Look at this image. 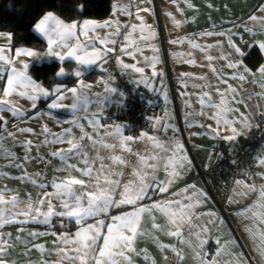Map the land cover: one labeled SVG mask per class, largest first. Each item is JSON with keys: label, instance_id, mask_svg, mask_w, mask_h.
Segmentation results:
<instances>
[{"label": "snow or ice", "instance_id": "obj_1", "mask_svg": "<svg viewBox=\"0 0 264 264\" xmlns=\"http://www.w3.org/2000/svg\"><path fill=\"white\" fill-rule=\"evenodd\" d=\"M172 2L175 3V0ZM185 2L189 7H194L188 0ZM76 11L82 15L84 6L79 5ZM120 11L124 15H132L127 8H121ZM140 11L150 10L137 9L136 19L140 20L141 24L131 25V31L123 34V42L119 48L121 53L131 57L132 60H136L137 52H142L136 41L132 39L138 27L141 33L147 28L150 35L154 36L151 26L139 16ZM249 19L262 21L260 33H256L247 26H245V31L250 35L264 34V18L250 16ZM173 20L176 26H180L179 21L175 18ZM113 27L115 31L107 32L103 37L97 34L98 29ZM121 27L128 26L121 25L119 20L113 19L103 22L92 19L66 22L53 11H48L34 24L32 29L46 41L47 47L43 53L24 46L13 48L12 34L0 32V37L7 41L6 44L0 45V82H3L0 86V158L7 159L8 166L22 171V175L16 179L27 180L38 189L35 198L31 193H27L23 199L18 194H13L7 186L0 189V264H9L10 250L18 252V249L9 242L12 239V233H6L4 229L7 226L28 224L49 226V232L33 230L29 231L28 235L33 238L47 234L56 237L53 244L58 259L54 264H134L133 255H143L146 261L151 260V264H156L155 259L149 256L147 249L136 247L137 241L145 237H150L162 254L169 249L182 262L185 259L183 248H178L174 244L161 243L156 233L175 237L180 245L192 250V258L198 264H219L217 258L225 245H220V241L217 240L216 243L220 246L209 259V253L203 251V246L207 242L203 234L211 230L209 226H215L222 221L214 212L196 211L207 200L208 193L197 189L196 185H189L181 192L173 193L172 197L152 199L151 193L153 192L167 193L172 184L181 178L182 170L191 164L183 152V144L175 139L169 141L166 146L146 131H140L139 135H125V130L130 129L128 124L111 120L101 123L104 117V106L111 100V96L124 97L125 94L116 87H112L104 78L97 81V84L103 85L104 92L109 95L92 92L93 85L81 79L84 69L98 65V62H100L98 66L101 71H107L102 65L107 63L108 54L116 51L115 47H108V45H117L118 40L114 37L122 35ZM200 35L225 36L227 33L205 31ZM139 38L149 39L148 36L143 35ZM184 39L186 38L173 40L171 43H182ZM97 42L103 47H98ZM228 42L237 54L235 61H229L225 65L235 70L228 75V79L240 82V88L237 89L233 84L228 83V79L218 75L220 82L226 85L223 91L218 86L215 88L219 100H214L212 95L205 91L198 102L202 107L216 110L208 117L216 121V127L213 128L212 125H207V127L212 129L217 136L224 131L230 133L221 138L234 142L238 137L245 135V129L251 131L254 127L258 129L260 124H264V120L253 124L250 119L252 108L256 109L253 118L264 117V103L258 102L253 105L248 103L254 97H259L260 101H264V63L259 64L255 70L249 68L243 61L245 54L236 47L230 36ZM254 45L260 49L264 57V41H254L253 45H248V47L251 48ZM192 47L200 48V45L192 43ZM153 50L156 51V49ZM22 57L35 58L37 61L44 57L57 58L61 66L55 73L56 78L69 75L62 66L63 62L75 61L77 67L72 70L71 75L77 78V83L71 87L60 83L47 89L29 74L30 65L26 60L21 59ZM145 59L148 58L145 57ZM206 59L211 61L214 58L208 56ZM220 59H225V57L221 56ZM157 62H159L158 58L153 57L151 64L153 76L158 74L155 71ZM188 62L196 63L195 60ZM117 63L123 69H132L143 76L144 68L137 67L136 63H125L119 57H117ZM211 70L216 72L214 67ZM183 75L191 74L184 73ZM198 78L204 79V77ZM139 82L147 86L146 79L142 78ZM244 84L258 85L261 91L246 92ZM241 91H245L246 94L241 95ZM13 96L31 102L30 108L19 107L17 101L12 99ZM42 98L49 101L46 107L50 111L37 113V116L30 118L36 119L40 115H46L57 125L67 123L69 127L62 128L60 132H54L47 123H43L40 125V133L37 134L32 127H18L16 123H12L11 126L16 127L20 134L42 135L44 138L39 143L44 147L60 144H67L68 147L49 151L44 157L39 155L34 157L31 155L32 149L36 147L39 153V146L31 139H24L18 141L25 149L23 162L18 163L19 158L3 143V133L9 127V120L3 113H9L11 118H16L23 123L25 118L29 117V112L38 107L37 102ZM66 100L70 103H65ZM235 105H242L245 111H241V108ZM59 110L70 112L71 119L60 121L55 115V112ZM236 113L238 116L229 118V114ZM197 115H203V113H197ZM148 119L150 121L155 119L159 123L160 118L149 117ZM237 124L240 128L236 127ZM167 127L169 126H165ZM75 129H79V136H76ZM7 134L16 141V132ZM137 141H145L151 147H145L143 151H134L132 145ZM117 149L120 154H116ZM102 151L107 154L102 155ZM125 153L128 155L125 156ZM131 157H135V160ZM52 158L60 162V166H53V170L65 172V176L53 177L49 181L44 173H28L25 169V165L33 160H39L46 166L52 165ZM74 160L75 163L72 162ZM231 163L236 165L238 162L232 160ZM253 167L264 169V147L256 153L252 163L243 171V176L247 179L234 180L237 188L243 190L237 191L234 188L232 191L241 198H247L256 193L253 203L237 212L236 215L241 219L252 221L250 225L244 226V232L254 242V251L259 256L261 264H264V230L259 227V225H264V171H253ZM161 171L165 174L163 180L158 175ZM73 172L79 173V177L73 175ZM7 175V173L0 172V176ZM256 179L261 181L259 185ZM49 188L53 191H48ZM190 189L193 190L192 194L184 195ZM6 195L9 198H6ZM228 202H234L231 196ZM157 214L162 222H158ZM145 217H147V223H145ZM69 224L72 228H69ZM57 225L60 228L59 232L55 230ZM17 231L24 232L25 229L18 227ZM5 236L8 239H5ZM191 237H195L198 243L193 245ZM15 239L20 240L21 237L16 236ZM257 239L259 243H255ZM33 248L42 254L46 251L44 245L33 244L32 248L26 246L25 251L19 254L27 256ZM197 248L200 250L197 251ZM163 259L167 261L168 256L164 255ZM11 264H17V262L11 261ZM41 264H47V261H41ZM229 264H245V262L240 256H236L235 260L230 261Z\"/></svg>", "mask_w": 264, "mask_h": 264}, {"label": "crops", "instance_id": "obj_2", "mask_svg": "<svg viewBox=\"0 0 264 264\" xmlns=\"http://www.w3.org/2000/svg\"><path fill=\"white\" fill-rule=\"evenodd\" d=\"M188 2L194 5V7H189L185 0H175V3H173L172 0H151V2H149V0H114L112 10L108 17L104 19L84 18L98 22H103L108 19L119 20L121 25H127L128 27H121L122 35L120 37H114L118 40L117 45H108V47H115L116 51L109 53L107 63L102 65L107 71H101V68L98 66L100 62H98V65H92L84 69V75L81 79H83L85 83L93 85L91 89L92 92L109 95L104 92V86L98 85L97 81L104 78L108 80L112 87H116L119 91L123 92L120 88V78L124 77L137 88L141 95L153 99L161 106L162 110L157 117L160 118L159 123L155 121L154 125L149 130L145 131L148 132L149 135L157 137L166 146L169 141L178 139L179 142L183 144V152L188 160L191 161V164L182 170L181 178L177 179L172 184L167 193L153 192L151 193L152 199L160 200L165 197H172L173 193L181 192L186 186L196 185L197 189L208 193L207 200L204 201L196 211L214 212L219 217V220L222 221V223L218 222L215 226H209L211 230L203 234V237L207 241L203 246V251L209 253L208 258H212L217 247L225 245L224 250L217 258L219 264H229L230 261L235 260L236 256H240L245 264H261L259 256L254 251V242L250 236L244 232V226L250 225L252 221L241 219L236 215L237 212L253 203L256 193L249 195L247 198L236 196L232 190L236 188L237 191H242L243 189L237 188L234 183L225 188L211 192L205 181L199 176L200 171H207L216 164L218 158L216 152L222 142H226L229 149L233 150L236 141L229 142L222 139V136L230 134L226 131L221 132L220 136H217L212 129L207 127V125H212L213 128L216 127V121L208 119L216 110L202 107L198 101L205 91L209 92L213 99L218 101L219 97L216 96L215 88L218 86L222 91L226 88V85L217 78L218 75L222 76L224 79H228V75L235 71L225 66L229 61H235L237 59L236 52L229 45V36L236 47L245 54L243 56V61L249 68L255 70L259 64L264 63V57H262L260 49L255 45L251 48L248 47V45H253L254 41H264V34L250 35L245 31V26H247L256 33H260L262 21H253L250 20L249 17L256 16L258 18H264V0H188ZM121 8H127L132 15H124L120 11ZM138 8L150 10L140 11L139 16L143 17L145 23L151 26V32L154 33V36L150 35L147 28L141 33L138 27L137 31L133 33L132 39L136 41L142 49V52H137L136 60H132L131 57L121 53L119 48L121 42H123V34L131 31V25L135 24L139 26L141 24V21L136 19ZM169 13L171 15H169ZM173 18L180 22V26H176ZM65 21L71 22L73 20ZM113 31H115L114 27L109 29H98L97 34L103 37L105 33ZM205 31L213 33L223 31L226 32L227 35H200V33ZM0 32L12 34L13 48L24 46L33 48L41 53L46 50L47 44L42 38V46L17 45L15 44L12 32L1 30ZM141 35L148 36L149 39L141 40L139 38ZM181 38L186 39H184L182 43H171V41ZM6 43V39L0 37V45ZM192 43L199 44L200 48H193ZM209 45H211V47H209ZM97 46L103 47V45H100L98 42ZM153 49H156V51ZM208 56H212L214 59L209 61L206 59ZM221 56L225 57V59H220ZM117 57L122 59L125 63H136L137 67L144 68L143 76L140 73L134 72L132 69H123L117 63ZM145 57L148 59L146 60ZM153 57H157L159 61L156 63L155 67V71L158 73L156 76L152 75L153 68L151 64ZM21 59L29 63V74L38 83L42 82L34 77L32 73L33 66L43 62L58 60L55 57H44L39 61L35 58L28 57H22ZM192 60H195L196 63L192 64L188 62ZM137 61H139V63H137ZM112 63L115 65V72L110 70V64ZM63 64H65V67H63L66 72L69 73V75L64 77H74L71 75V72L77 67L75 61L66 60ZM213 67L216 69V72L211 70ZM161 72L163 73L162 75L159 74ZM103 73H107L108 76L104 77ZM184 73H190L191 75H183ZM109 77H111L110 80ZM198 77H204V79H199ZM74 78L75 81L71 84H66L64 82L56 84L63 83L69 87L75 86L77 78ZM142 78L147 80V86L145 83L139 82ZM249 79H251V77H249ZM228 83L233 84L237 89L240 88V82L238 81L228 79ZM2 85L3 82H0V86ZM208 85H211V87H208ZM43 86L47 89L53 87H48L45 84H43ZM244 90L254 93L260 92L261 88L258 85L244 84ZM246 92L241 91V95L246 94ZM123 98L124 97H119L118 95L111 96V100L104 106V117L101 123L105 122V117L108 113L121 110ZM12 99L16 100L18 106L23 109L30 108L31 102L16 96H13ZM48 102V100L43 98L39 100L37 102L38 107L29 112V117H26L23 123L16 118H11L9 113H3L5 118L9 120V127L7 131L3 133V143L19 158L17 161L18 163L23 162V157L25 155V149L18 141L24 139H31L39 146V153H37L36 147L32 149L31 155L34 157L37 155L44 157L49 151L68 147L67 144L44 147L39 143L44 138L42 135L20 134L17 132L16 127L11 126L12 123H16L18 127H32L37 134L40 133V125L43 123H47L48 127L54 132H60L62 128L69 127L70 125L67 123L57 125L46 115H40L36 119L30 118L37 116V113H46L50 111L46 107ZM258 102L264 103V101H260L259 97H254L253 100L248 101L249 105ZM65 103H70V101L66 100ZM235 106L240 107L241 111H245L242 105ZM201 112L203 115H197V113ZM255 112L256 109L252 108L250 119L253 124L260 118H253ZM55 115L60 121L71 119V113L64 110L56 111ZM235 116H238V113L229 114V118ZM165 126L169 127L165 128ZM221 127H223V125H221ZM236 127L240 128V125L237 124ZM88 130L91 131V129ZM74 131L76 136H79V129H75ZM244 131H246V129ZM8 132H16V141L8 136ZM124 134L131 135L128 130H125ZM85 143H87V141H85ZM132 147L134 151H143L145 147H151V145L145 141H137ZM262 147H264V143ZM101 154L106 155L107 153L102 151ZM116 154H120L118 149ZM124 155L127 156L128 154L125 153ZM131 159L135 160V157H131ZM72 162L75 163L76 161L74 160ZM105 163H108V161H105ZM8 165L9 161L7 159L0 158V172L8 174L7 176H0V189L7 186V188L12 190L13 194H18L22 199L27 193H31L35 198L38 189L27 180L21 181L16 179V177L22 175V171ZM53 166H60V162L52 158V165L46 166L44 163H40L39 160H33L31 163L25 165V169L28 173H44L46 179L49 181L52 180L53 177H63L66 175L65 172H55ZM252 170L264 171V169L255 167H253ZM126 171H130V169H126ZM73 175L79 177L80 174L73 172ZM158 175L161 180L165 178V174L162 171ZM256 183L259 185L261 181L256 179ZM48 191L53 190L49 188ZM192 191L193 190L190 189L189 192L184 193V195H191ZM230 196L234 201L233 203L228 202ZM6 198L9 197L6 195ZM201 199L203 200V198ZM185 202L187 203V201ZM157 216L158 222H162L159 218V214H157ZM145 223H147V217H145ZM197 223L200 222L197 221ZM18 227H23L25 231L18 232ZM259 227L261 230H264V225H259ZM69 228H72L71 224H69ZM33 230L49 232V226L43 224H28L23 226L12 225L4 229L6 233H12V239L9 242L18 249V252L10 250L8 255L9 264H11V261H16L17 264H29V262H31V264H41V261H47V264H54L58 259L53 244L56 237L47 234L33 238L28 235V232ZM55 230L57 232L60 231L58 225ZM72 230L74 231L75 229L73 228ZM155 235L158 236L161 243L174 244L178 248H183L185 254V259L180 262L176 255L169 249H166L162 254L157 248L156 243H154L150 237L139 239L136 243L137 249H147L149 256L155 259L156 264H198V262L192 258V250L187 246L180 245L175 237H169L163 233H156ZM185 235L187 236V233H185ZM16 236H20L21 239L16 240ZM5 239H8V237L5 236ZM191 239L193 245L198 243L195 237H191ZM217 240L220 241V245H217ZM255 243H259V239H257ZM33 244L44 245L46 251L42 254L40 251L33 248L27 256L19 254L25 251L26 246L27 248H32ZM211 244H214L213 249H209ZM196 250L199 251L200 249L197 248ZM164 255L168 256L167 261H164ZM133 260L134 264H151V260L146 261L143 255H133Z\"/></svg>", "mask_w": 264, "mask_h": 264}, {"label": "built area", "instance_id": "obj_3", "mask_svg": "<svg viewBox=\"0 0 264 264\" xmlns=\"http://www.w3.org/2000/svg\"><path fill=\"white\" fill-rule=\"evenodd\" d=\"M110 70L115 72L114 63L110 64ZM103 75L108 76L107 73ZM120 88L125 94L121 102L122 108L120 111L108 113L105 120L130 125L128 131L131 135L149 130L156 120L150 121L148 118H157L162 110L161 106L153 99L141 95L124 77L120 78ZM259 120H264V117H260ZM263 143L264 124H260L258 129L254 127L251 131L246 129L245 135L237 138L233 150L229 149L226 142H222L216 152L218 157L216 164L207 171H200V178L205 181L211 192L233 184L236 179H246L243 171L252 163L253 157L260 151ZM232 160L238 163L233 165ZM213 248L214 244H211L209 249Z\"/></svg>", "mask_w": 264, "mask_h": 264}, {"label": "trees", "instance_id": "obj_4", "mask_svg": "<svg viewBox=\"0 0 264 264\" xmlns=\"http://www.w3.org/2000/svg\"><path fill=\"white\" fill-rule=\"evenodd\" d=\"M81 4L84 6L82 15L76 11ZM113 4L114 0H0V30L12 32L17 45L42 46L43 40L32 29L46 12L53 11L69 21L104 19L109 16ZM60 66L58 60L43 62L33 66L32 73L48 87L59 82L73 83L74 77H55Z\"/></svg>", "mask_w": 264, "mask_h": 264}]
</instances>
